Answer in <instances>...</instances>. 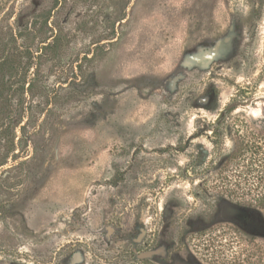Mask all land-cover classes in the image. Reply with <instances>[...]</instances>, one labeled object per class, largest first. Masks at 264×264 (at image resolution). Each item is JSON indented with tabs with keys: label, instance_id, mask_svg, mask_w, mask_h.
<instances>
[{
	"label": "rangeland",
	"instance_id": "rangeland-1",
	"mask_svg": "<svg viewBox=\"0 0 264 264\" xmlns=\"http://www.w3.org/2000/svg\"><path fill=\"white\" fill-rule=\"evenodd\" d=\"M2 3L0 264H264V0Z\"/></svg>",
	"mask_w": 264,
	"mask_h": 264
},
{
	"label": "flooded vegetation",
	"instance_id": "flooded-vegetation-1",
	"mask_svg": "<svg viewBox=\"0 0 264 264\" xmlns=\"http://www.w3.org/2000/svg\"><path fill=\"white\" fill-rule=\"evenodd\" d=\"M182 150L184 151L185 147L182 148ZM219 203L220 201L214 202V204H217V206L219 205V207H216L210 216L194 215L193 217L191 216L186 220L184 218V220L181 221L177 217L173 216L176 206L174 207L173 205H170L167 209L163 207L161 216L164 218L163 216L167 212V221L159 223L158 226H194L193 229L195 230L215 229L218 226H225L226 228H231L242 232H249L252 234H257L262 230V224L259 220L258 213L254 210V208L245 209L243 207L245 204L240 202H231L233 205L230 206ZM229 209H236L239 213L233 214ZM190 219H192L193 222H190ZM183 234H185V227H183L182 235ZM151 251V255L157 252L156 249H152ZM139 259L143 260L148 258L141 254Z\"/></svg>",
	"mask_w": 264,
	"mask_h": 264
},
{
	"label": "trees",
	"instance_id": "trees-1",
	"mask_svg": "<svg viewBox=\"0 0 264 264\" xmlns=\"http://www.w3.org/2000/svg\"><path fill=\"white\" fill-rule=\"evenodd\" d=\"M2 6H3V3L0 4V13L2 11ZM11 65V60L8 58V59H4L2 62H0V74H1V71L4 69V67L6 66H9ZM2 76L0 75V81H2ZM256 202H257V205H254L255 207L256 206H264V196L262 195L260 198H256Z\"/></svg>",
	"mask_w": 264,
	"mask_h": 264
},
{
	"label": "water",
	"instance_id": "water-1",
	"mask_svg": "<svg viewBox=\"0 0 264 264\" xmlns=\"http://www.w3.org/2000/svg\"><path fill=\"white\" fill-rule=\"evenodd\" d=\"M149 253H144L143 255H148Z\"/></svg>",
	"mask_w": 264,
	"mask_h": 264
}]
</instances>
